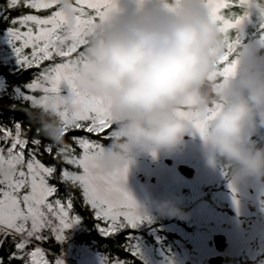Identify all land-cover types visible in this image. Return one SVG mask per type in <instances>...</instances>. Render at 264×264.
I'll return each instance as SVG.
<instances>
[{"label":"clouds","instance_id":"1","mask_svg":"<svg viewBox=\"0 0 264 264\" xmlns=\"http://www.w3.org/2000/svg\"><path fill=\"white\" fill-rule=\"evenodd\" d=\"M57 9L70 37L77 28L75 0H57ZM87 40L83 56L72 61L73 88L102 101L112 119L109 142L91 162L94 174L129 170L143 153H172L186 136L200 134L196 126L204 120L203 148L231 183L264 177V146L250 134L264 128V58L235 51L230 75L211 79L224 55V34L209 0H108ZM77 108L57 92L26 115L43 137L64 145L62 113ZM16 174L14 164L0 163V182ZM157 207L182 215L172 201Z\"/></svg>","mask_w":264,"mask_h":264},{"label":"snow or ice","instance_id":"2","mask_svg":"<svg viewBox=\"0 0 264 264\" xmlns=\"http://www.w3.org/2000/svg\"><path fill=\"white\" fill-rule=\"evenodd\" d=\"M75 3L77 28L70 37L63 34L64 21L57 9V0H4L0 4V22L8 25L9 43L20 68L35 66L40 69L23 91L10 97L14 102L4 107L26 114L34 106L44 105L49 95L57 92L66 93L64 95L78 105L75 111L62 113L64 145H55L43 137L28 117L26 124L20 121L0 124V163L17 167L16 177L11 182H0V247L9 238L13 246L6 260L0 257V264H50L44 250L39 246L33 250L29 245L46 239L42 234L45 229L55 234L59 244L62 243L65 230L80 222L74 215L77 199L82 200L85 211L90 210L97 229L105 237L136 228L147 219L141 216L136 201L126 190L127 168L103 176L91 171L92 160L103 149L101 141L110 139L112 119L102 101L82 98L74 91L71 67L73 60L83 56L89 32L97 20L104 17L108 0H75ZM251 3L252 0H239L242 14L234 13L225 18L221 11L231 7L228 0H209L213 17L224 34V55L220 65L227 62L213 74L211 79L215 82L226 79L233 71L234 62L229 58L236 51L239 38L230 35V30L240 28L249 16ZM256 6L264 16V5ZM85 8L94 10L95 14L86 12ZM20 9L51 12L34 15ZM13 12L18 15H12ZM260 27L264 29V23ZM21 28H27V31L22 33ZM27 48H31L30 57L24 53ZM44 61L50 63L41 68ZM36 92L42 95L28 94ZM23 102H29L30 106L24 107ZM213 114L210 113L207 119L210 120ZM196 127L203 136L206 121H200ZM72 130H83L95 134L96 138L73 134L68 142L66 134ZM73 145L82 151L77 153ZM45 157L48 163L44 162ZM132 254L136 255L135 252ZM54 264H63L60 254L55 256ZM110 264L122 262L113 259Z\"/></svg>","mask_w":264,"mask_h":264},{"label":"flooded vegetation","instance_id":"3","mask_svg":"<svg viewBox=\"0 0 264 264\" xmlns=\"http://www.w3.org/2000/svg\"><path fill=\"white\" fill-rule=\"evenodd\" d=\"M228 3L231 7L221 11L225 18L242 14L239 0ZM257 4L264 5V0H252L249 16L239 29L230 30L239 38L236 53L245 59L256 44L260 47L255 52L264 58V16ZM86 12L95 14L88 8ZM250 134L264 146V128L253 127ZM184 140L176 151L151 159L149 178L138 176L148 204L144 229L105 237L92 219L86 226V264H110L113 259L122 264H264V177L231 183L209 161L198 132ZM188 195L195 200H185ZM164 201L174 202L182 215L161 214L157 206ZM12 250L6 241L0 257L6 260Z\"/></svg>","mask_w":264,"mask_h":264},{"label":"rangeland","instance_id":"4","mask_svg":"<svg viewBox=\"0 0 264 264\" xmlns=\"http://www.w3.org/2000/svg\"><path fill=\"white\" fill-rule=\"evenodd\" d=\"M7 39H9L8 33H6L4 38L2 39L3 43H5ZM259 47L260 45L257 44L251 47V51L249 55L250 57L248 59H255L258 57V52L256 53L255 51L258 50ZM62 94H66V93H62ZM40 95H42V93H40ZM82 123L87 124L88 122H82ZM86 137L91 138L89 136ZM102 143L105 144V142ZM74 147H76L77 153L82 151L78 146H74ZM163 155L164 152H160L155 155L150 153L140 154L137 157L136 162L133 165H131L128 170L125 187L126 190L130 192V194L133 196L134 200L136 201L142 217H145L147 215L148 204H147L146 191L143 189L145 187L142 188L143 185L141 184L138 176L140 174H144L149 178L151 171L149 170L150 162L152 161L151 159H157L159 157H163ZM163 200L164 199H162V201ZM185 200L192 201L195 200V197L194 196L190 197V195H188L185 196ZM80 206L82 209H85L84 207H82V201L80 202ZM74 215L80 218V222L73 224L70 228L65 230V234H64L65 239L62 243L59 244L55 239V234L45 229L43 230L42 234L46 237V239H44L43 241H34L32 244L33 250L36 246H39L42 250H44L45 258L50 261V264H54L55 256L57 254L61 255L63 264H86V253H87L86 243L82 239V236L85 233V228L81 222L82 213L81 211L77 210L75 206H74ZM145 222L146 220L140 223L136 227V229L138 230L144 229V226L146 224ZM8 240L12 244L11 238H9ZM47 245H51V248H54L57 252L47 248Z\"/></svg>","mask_w":264,"mask_h":264},{"label":"trees","instance_id":"5","mask_svg":"<svg viewBox=\"0 0 264 264\" xmlns=\"http://www.w3.org/2000/svg\"><path fill=\"white\" fill-rule=\"evenodd\" d=\"M4 3V0H0V4ZM21 12L37 14V15H46L50 14L51 10L41 9L37 10H29V9H20ZM12 15H18V12H13ZM7 27L3 22H0V124H8L11 125L13 121H20L23 123H27V115L23 111H13L8 108H5L4 105H10L14 101L10 99V97L19 94L21 91L25 89V86L34 78V74L37 73L40 69L37 67H33L32 69H21L20 65L17 63V57L13 51V47L9 43V39L3 43L2 39L7 33ZM22 32H26L27 28H21ZM82 50L81 49H78ZM24 53L26 55L31 56V48L24 49ZM75 54H73L74 56ZM50 63V61H44L41 63V68ZM27 91V90H25ZM36 96H40L39 92L36 93H28ZM16 103L20 104L21 102L16 101ZM24 107H28L29 102H23ZM78 136H89L91 139H95V134L87 133L83 130H72L66 134V140L70 141L71 135ZM31 135V134H30ZM47 142V141H45ZM101 142H105L107 144L109 140H102ZM77 146V145H73ZM44 162L48 163V158H44ZM63 191V190H62ZM82 200L77 199L74 203V206L77 210L81 211V222L85 228V233L82 236L83 241L86 243V226H89L92 222V215L89 211H85L80 206V202ZM30 249H33V245H29ZM47 248L52 249L57 252L54 248H51V245H47ZM59 250V249H57Z\"/></svg>","mask_w":264,"mask_h":264}]
</instances>
